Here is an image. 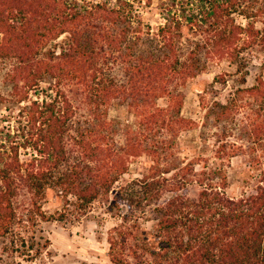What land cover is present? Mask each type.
<instances>
[{"label": "trees", "instance_id": "1", "mask_svg": "<svg viewBox=\"0 0 264 264\" xmlns=\"http://www.w3.org/2000/svg\"><path fill=\"white\" fill-rule=\"evenodd\" d=\"M261 1L158 0L163 23L151 32L134 9L135 0L80 6L68 0H0V58L13 62L7 77L16 104L27 102L28 92L44 78L71 79L101 103L120 95L137 119L136 130L126 132L119 150L108 147L102 136L84 144L79 133L82 157L69 165L60 147L70 116L67 105L54 97L30 101L24 110L23 144L0 130V237L11 233V201L19 190L41 196L60 189L74 198L78 209L102 198L109 211L135 195L148 207L156 202L154 189L164 186L166 198L148 212L154 224L147 237L151 243L142 239L148 242L146 260L140 255L134 264H264L263 175L249 174L257 180L253 193L236 198L222 190L223 171L206 165L193 173L188 162L172 178H163L156 168L172 141L155 139L160 130L175 136L192 129L193 123L178 115L181 96L176 86L203 72L206 63L236 64L239 52L253 45L264 48V23L254 27L263 14ZM235 17L246 23H236ZM60 36L65 37L54 50L46 49ZM182 39L189 43L185 50ZM109 56L123 66L126 82L121 89L108 81L99 62ZM244 92L251 99H264L261 82ZM157 99H165L163 107L154 105ZM19 148L30 149L28 159L20 161ZM142 155L151 163L147 174L123 181L128 160ZM192 185L201 188L195 198L179 192ZM15 236L25 248L19 231Z\"/></svg>", "mask_w": 264, "mask_h": 264}, {"label": "rangeland", "instance_id": "2", "mask_svg": "<svg viewBox=\"0 0 264 264\" xmlns=\"http://www.w3.org/2000/svg\"><path fill=\"white\" fill-rule=\"evenodd\" d=\"M68 1L75 2L77 6L113 2ZM157 3L158 0H135L133 3L142 24L147 25L151 32L163 23L156 10ZM260 6L263 14L254 21L256 29L264 23V0ZM235 22L244 25L246 20L235 17ZM64 37L50 42L46 49L54 50ZM180 44L183 50L189 45L187 39H182ZM99 62L104 64L103 71L108 81L121 89L126 78L120 62L112 56L101 58ZM12 63L0 58V130L8 131L13 141L23 144L26 132L24 110L29 102L53 97L65 102L70 114L60 144L65 164L72 165L81 160V144L77 142L79 133L84 144L102 136L108 147L119 150L124 147L126 132L136 130L137 119L128 109V101L117 95L101 103L71 79L54 81L44 78L28 92L27 102L16 104L7 77ZM263 63L264 48L253 45L238 53L236 64L227 61L206 63L203 72L176 86L181 96L178 115L193 125L191 130H179L175 136L168 131H158L155 139L166 143L172 141V145L164 158L158 160L156 174L172 178L184 164L191 162L188 168L193 173H198L204 165L222 170L225 196L236 198L242 192L245 195L253 193L257 180L249 178V174H262L264 177V99H251L244 90L257 82L264 85ZM237 89L242 92L237 94ZM165 102V99H157L154 105L163 107ZM213 105L224 108L219 110ZM253 128L258 132L256 139L252 136ZM18 154L20 161H24L31 151L19 148ZM149 162L143 155L129 159L122 180L128 182L147 174ZM118 182L120 184V180ZM166 190L164 186H157L153 191L156 202L148 207L142 202L139 204V195H135L130 200L123 199L119 203L121 207L109 211L105 209L102 198L78 209L74 198L63 194L60 189L45 190L41 196L19 190L11 201L14 213L9 229L11 233L0 237V264H112L111 261L134 264L140 255L146 260V245L151 243L147 237L153 234L154 224L149 220L148 212L154 204L162 203L167 196ZM200 190L192 185L179 192L195 198ZM17 231L24 237L25 248L19 247L15 236ZM143 237L148 239L147 243L142 241ZM110 245L113 253L109 252ZM16 247H19L17 251Z\"/></svg>", "mask_w": 264, "mask_h": 264}]
</instances>
